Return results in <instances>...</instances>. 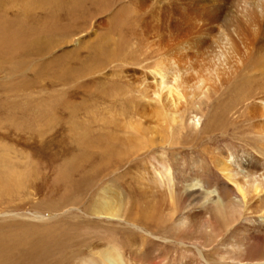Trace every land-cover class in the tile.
<instances>
[{"label": "rangeland", "instance_id": "374dc122", "mask_svg": "<svg viewBox=\"0 0 264 264\" xmlns=\"http://www.w3.org/2000/svg\"><path fill=\"white\" fill-rule=\"evenodd\" d=\"M92 4L80 5L79 0H0V144L10 149L9 156L0 157V234L14 230L29 239H52L46 242V250L31 258L22 254L23 248L18 264H84L113 244L120 248L123 264H205L192 245L195 241L206 246L202 251L210 264H226L231 262L228 258L239 255L261 258L264 240L253 243L249 231L231 229L242 211L234 184L230 183L225 193L237 213L231 220L224 221L220 215L214 219L222 244L213 242L214 236L209 234L208 239L196 220L187 219L192 199L183 191L174 199L166 194L164 206L148 214L135 177L146 157L125 153L126 159L120 161L119 155L114 156V152L126 150L120 141L122 127L134 116L130 105L136 102L117 99L128 87L115 74L95 79L92 55L96 39L87 35L94 31L91 22L97 13ZM103 30H97L98 34L108 31ZM123 33L115 36L120 42L118 51L131 52L132 58L135 51L147 50L128 31ZM81 36L86 37L79 41ZM211 120V129L219 128L212 139H222L219 119ZM232 128L226 133L227 142L209 144L203 139L192 149L186 147L169 155L179 182H187L193 168L210 176L211 188L227 181L211 157L244 144ZM189 131L184 140L193 139ZM154 155L159 158L160 153L155 150ZM205 162L207 167L202 165ZM2 164L20 174L19 180L13 175L15 179L6 182ZM111 190L119 191L135 208L132 216L139 225L154 230L164 240L147 238L124 221L94 215L90 211L93 203ZM236 245L239 250H235ZM12 255L18 262L20 258Z\"/></svg>", "mask_w": 264, "mask_h": 264}, {"label": "bare ground", "instance_id": "6f19581e", "mask_svg": "<svg viewBox=\"0 0 264 264\" xmlns=\"http://www.w3.org/2000/svg\"><path fill=\"white\" fill-rule=\"evenodd\" d=\"M125 1L79 0L80 5L92 2L97 12L91 22L95 33L93 29L90 34L87 31V35H94L96 39V44L92 42L95 79L100 81L99 75H116L128 88L114 98L121 97L124 103H129L132 98L133 103L136 102L130 105L134 116L122 127L124 135L120 141L126 150L120 151L122 155L114 152V156L119 155L120 161L126 159L123 158L125 153L146 157L137 171L133 170L141 188L138 189L144 194L148 214L154 213L156 208L159 211L167 195L174 199L178 191H183L186 198L192 199L187 205V219L196 220L206 236H214L213 242L219 243L222 238L214 224L215 215L226 221L237 213L236 206H232L233 202L225 193L230 183L234 184L242 211L235 224L230 222L231 229L237 231L242 227L250 232L253 243H263L264 0ZM81 10L85 11V8ZM119 27L123 30H118ZM100 29L108 31L98 34ZM122 31L124 35L128 31L147 50L139 54L135 51L132 58L131 52L118 51L116 47L120 42L115 36L119 33L122 37ZM85 37L81 36L79 41ZM108 117L113 118L112 112ZM212 118H218L222 125V139H212L213 132L219 129L218 126L211 129ZM229 127L238 131L235 134L244 144L235 146V150L219 151L211 157L215 169L227 181L211 188L210 176L199 166L200 173L193 168L187 182H179L175 167L168 161L169 155L174 156L176 151L186 147L192 149L194 143L203 139L209 140V144L223 142ZM188 130L193 137L189 141L184 140ZM9 150L1 143L0 157L9 156ZM155 150L160 153L159 158L154 155ZM202 165L207 167L206 162ZM2 168V178L6 182L19 180L20 174L10 172L3 164ZM75 186L81 187V184L75 182ZM118 192L104 193L105 196L98 198L89 210L104 219L124 221L147 238L161 240L154 230L138 224L132 216L135 208ZM18 235L14 230L0 234V264H18L23 248L22 254L31 258L36 252L46 250V242L52 240ZM192 245L205 264H210L202 251L206 246L196 241ZM112 246L84 264H123L120 248L116 244ZM239 249L236 245L235 250ZM247 249L248 252L251 248ZM12 254L20 258L18 262ZM228 259L231 262L226 264H264V254L258 259L242 255ZM187 264L199 263L188 261Z\"/></svg>", "mask_w": 264, "mask_h": 264}]
</instances>
